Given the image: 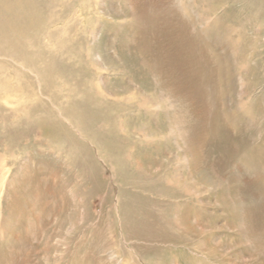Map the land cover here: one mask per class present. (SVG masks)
<instances>
[{
	"label": "rangeland",
	"instance_id": "obj_1",
	"mask_svg": "<svg viewBox=\"0 0 264 264\" xmlns=\"http://www.w3.org/2000/svg\"><path fill=\"white\" fill-rule=\"evenodd\" d=\"M0 264H264V0H0Z\"/></svg>",
	"mask_w": 264,
	"mask_h": 264
}]
</instances>
